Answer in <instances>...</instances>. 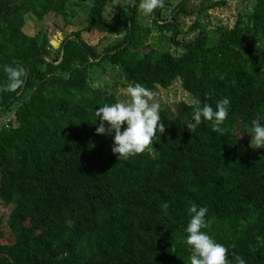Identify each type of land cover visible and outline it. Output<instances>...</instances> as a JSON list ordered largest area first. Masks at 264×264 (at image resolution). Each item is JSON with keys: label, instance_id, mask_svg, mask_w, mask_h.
I'll return each mask as SVG.
<instances>
[{"label": "trees", "instance_id": "obj_1", "mask_svg": "<svg viewBox=\"0 0 264 264\" xmlns=\"http://www.w3.org/2000/svg\"><path fill=\"white\" fill-rule=\"evenodd\" d=\"M113 1L91 0L81 30L54 49L46 32H25L27 19L67 24L82 0H0V86L4 66L26 73L19 89L0 91V113L12 114L0 121V264H188L191 204L208 209L202 231L231 264L233 253L264 264V148L253 159L246 142L251 120L264 122V0L213 30L199 21L222 0H198L190 41L177 37L188 0H164L148 21L139 0H122L115 26L105 17ZM92 31L116 40L98 52L81 37ZM152 32L171 33L181 53L151 46ZM107 66L124 88L178 83L213 109L227 97L222 134L203 119L190 133L182 100L159 108L154 151L117 160L112 136L95 134L94 111L117 101L94 86Z\"/></svg>", "mask_w": 264, "mask_h": 264}, {"label": "clouds", "instance_id": "obj_2", "mask_svg": "<svg viewBox=\"0 0 264 264\" xmlns=\"http://www.w3.org/2000/svg\"><path fill=\"white\" fill-rule=\"evenodd\" d=\"M164 0H139L138 8L145 14L163 6ZM6 83L0 86V91L14 92L23 84L25 69L23 67L4 66ZM125 93L127 99L117 100L114 103H105L98 106L95 113V121L99 119L95 127V134H110L112 136L111 152L117 160H127L130 156L140 154L146 149L154 151L152 144L157 133L159 136L165 132V125L161 123L159 105L153 100L156 93L140 84L130 83ZM229 99H219L215 109L208 103H201L198 98H192L191 118L184 121V126L191 133L204 121L211 122L213 132L221 133V125L229 113ZM123 126V127H122ZM250 142L255 145L254 149L264 148V122L258 118L251 120ZM151 146V147H150ZM168 204L162 205L167 209ZM206 207L191 204L187 209L188 220L184 228V243L188 246L190 256L188 264H231L226 259L228 249L214 241L205 231L207 222L205 216ZM235 264H245L244 259L232 254Z\"/></svg>", "mask_w": 264, "mask_h": 264}, {"label": "rangeland", "instance_id": "obj_3", "mask_svg": "<svg viewBox=\"0 0 264 264\" xmlns=\"http://www.w3.org/2000/svg\"><path fill=\"white\" fill-rule=\"evenodd\" d=\"M178 2L180 0H174ZM219 1V0H218ZM122 0H114L113 3L109 4L105 10V17L109 24L112 26L117 25V11L121 6ZM223 6L216 8L209 12V17L200 18V23L202 25L208 26L210 30H213L216 25L222 23L224 25L230 26L234 22V18L237 17L238 14L247 13L251 11L253 6V2L251 0H222ZM91 0H82L81 8H74L75 15L74 17H68V23L65 24L63 20L54 16L48 15L43 18L41 21H37L32 17H29L26 22L25 32L28 35H36L38 33L46 32L50 36V45L57 49L59 47L60 42L63 39L64 34H70L72 31L81 30L83 24L85 22V14L87 12L88 6L90 5ZM185 8L187 10L188 16L181 18L179 17V27L177 37L179 40L190 41L195 33L191 32V27L193 24L194 13L198 9V0H188L185 4ZM149 14L143 13V17L147 20ZM148 21V20H147ZM81 37L84 42L93 45L96 47L98 52H102L109 44H112L116 38L101 34L95 31L92 32H82ZM171 37V33L164 32L163 34H158L157 32H152L148 43L154 47L157 45H161L165 49H168L172 53H181L179 46H175L172 43L168 42L167 39ZM111 67L107 66L105 70V74L97 72L94 70L93 74L98 77L95 79L94 86L102 87L107 86L116 95L117 100L127 99L125 89L126 87H121L122 81L112 76L115 74L110 71ZM100 73V75H99ZM102 74V75H101ZM156 93L153 100L149 101V103H157L160 107H167L172 109L179 101L190 102V97L183 92L180 85L178 83L174 84L172 87L163 90L157 89L154 91ZM11 113L1 114L0 113V121H7L11 117ZM250 135L247 136L246 142L250 146L251 155L257 158V153L259 149H254L255 145L250 142ZM1 210V209H0Z\"/></svg>", "mask_w": 264, "mask_h": 264}]
</instances>
